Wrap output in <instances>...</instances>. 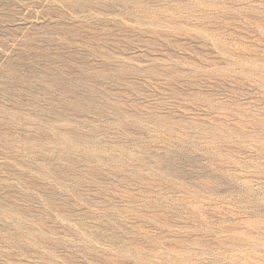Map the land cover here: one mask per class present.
<instances>
[{
    "label": "rangeland",
    "instance_id": "374dc122",
    "mask_svg": "<svg viewBox=\"0 0 264 264\" xmlns=\"http://www.w3.org/2000/svg\"><path fill=\"white\" fill-rule=\"evenodd\" d=\"M0 264H264V0H0Z\"/></svg>",
    "mask_w": 264,
    "mask_h": 264
}]
</instances>
